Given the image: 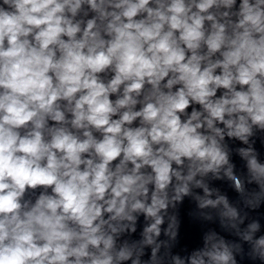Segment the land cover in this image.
<instances>
[{"label": "clouds", "instance_id": "obj_1", "mask_svg": "<svg viewBox=\"0 0 264 264\" xmlns=\"http://www.w3.org/2000/svg\"><path fill=\"white\" fill-rule=\"evenodd\" d=\"M0 264H264V0H0Z\"/></svg>", "mask_w": 264, "mask_h": 264}]
</instances>
